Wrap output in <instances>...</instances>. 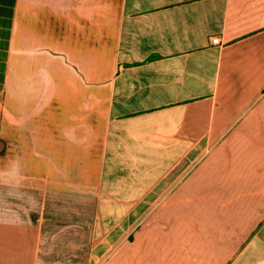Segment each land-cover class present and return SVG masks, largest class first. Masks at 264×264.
I'll list each match as a JSON object with an SVG mask.
<instances>
[{
	"label": "crops",
	"instance_id": "obj_1",
	"mask_svg": "<svg viewBox=\"0 0 264 264\" xmlns=\"http://www.w3.org/2000/svg\"><path fill=\"white\" fill-rule=\"evenodd\" d=\"M0 264H264V0H0Z\"/></svg>",
	"mask_w": 264,
	"mask_h": 264
},
{
	"label": "built area",
	"instance_id": "obj_2",
	"mask_svg": "<svg viewBox=\"0 0 264 264\" xmlns=\"http://www.w3.org/2000/svg\"><path fill=\"white\" fill-rule=\"evenodd\" d=\"M212 43H213V44H219L220 42H219V39L214 38V39L212 40Z\"/></svg>",
	"mask_w": 264,
	"mask_h": 264
}]
</instances>
